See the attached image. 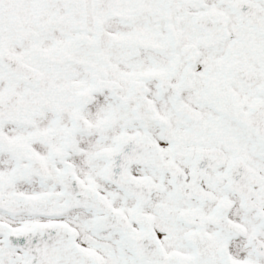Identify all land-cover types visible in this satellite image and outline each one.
<instances>
[{"label": "snow or ice", "instance_id": "obj_1", "mask_svg": "<svg viewBox=\"0 0 264 264\" xmlns=\"http://www.w3.org/2000/svg\"><path fill=\"white\" fill-rule=\"evenodd\" d=\"M0 264H264V0H0Z\"/></svg>", "mask_w": 264, "mask_h": 264}]
</instances>
